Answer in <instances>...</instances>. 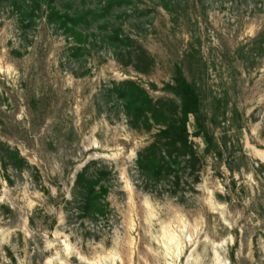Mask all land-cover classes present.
I'll list each match as a JSON object with an SVG mask.
<instances>
[{
  "label": "rangeland",
  "instance_id": "1",
  "mask_svg": "<svg viewBox=\"0 0 264 264\" xmlns=\"http://www.w3.org/2000/svg\"><path fill=\"white\" fill-rule=\"evenodd\" d=\"M181 78L200 178L156 193L137 159L157 128L114 89L181 104ZM0 264H264V0H0Z\"/></svg>",
  "mask_w": 264,
  "mask_h": 264
},
{
  "label": "trees",
  "instance_id": "2",
  "mask_svg": "<svg viewBox=\"0 0 264 264\" xmlns=\"http://www.w3.org/2000/svg\"><path fill=\"white\" fill-rule=\"evenodd\" d=\"M12 1L14 4L18 3V0ZM56 13L54 11L50 16L57 15ZM85 16L83 13L73 17L66 14L65 17L76 23ZM142 55L146 57V50ZM170 87L180 98L181 104L166 99L154 100L144 87L133 80L122 81L114 89L124 102L129 123L134 128L147 132L157 128L149 145L138 152L137 159L144 187L156 193L161 191V183L166 180L168 191L176 193L182 186L188 185V180H182V175L186 173L197 182L202 168L203 156L190 138L188 130L189 114L197 115L200 111L197 88L184 78L176 79V85ZM197 127L201 131L199 135H203L209 146L211 137L202 124ZM95 183L93 179H88L87 170L84 169L78 172L74 188L80 190L82 211L93 209L94 213L101 215L104 213V203L99 191L95 189Z\"/></svg>",
  "mask_w": 264,
  "mask_h": 264
}]
</instances>
